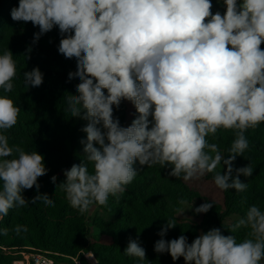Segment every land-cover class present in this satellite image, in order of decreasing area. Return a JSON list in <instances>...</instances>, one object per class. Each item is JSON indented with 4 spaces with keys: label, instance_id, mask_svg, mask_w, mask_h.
<instances>
[{
    "label": "clouds",
    "instance_id": "clouds-1",
    "mask_svg": "<svg viewBox=\"0 0 264 264\" xmlns=\"http://www.w3.org/2000/svg\"><path fill=\"white\" fill-rule=\"evenodd\" d=\"M222 2L223 14L212 13L211 0H19L11 9L13 21L38 26L33 43L58 28L59 54L76 59L68 81L78 77L80 83L65 100L72 118L88 122L81 128L84 159L63 170L61 183L55 175L51 182L80 214L106 205L109 196L119 200L138 174L137 162L169 167V176L184 181L215 172L223 162L227 171L215 172L216 187L247 190L239 176L251 177L252 165L235 169V178L232 173L236 157L249 148L245 132L264 123V0ZM16 76L17 62L7 49L0 54L4 93L12 91ZM23 79L26 88L39 87L44 74L34 67ZM122 101L131 102L137 113L127 127L114 116ZM20 111L0 95V220L30 203L54 206L39 192L38 178L49 171L44 156L9 144L6 133ZM220 129L235 134L227 159L208 140ZM34 186L37 195L29 201L22 192ZM212 206L205 202L194 211L207 213ZM175 226L174 219L162 226L156 253H168L173 261L183 257L185 264H264V210L257 205L229 228L247 230L240 242L219 228L191 243L185 235L165 240ZM123 252L141 264L146 260L138 238H129Z\"/></svg>",
    "mask_w": 264,
    "mask_h": 264
},
{
    "label": "trees",
    "instance_id": "trees-1",
    "mask_svg": "<svg viewBox=\"0 0 264 264\" xmlns=\"http://www.w3.org/2000/svg\"><path fill=\"white\" fill-rule=\"evenodd\" d=\"M18 3L19 0H0V54L9 49L17 62L12 91L4 93L0 89V95H7L21 108L17 124L6 135L10 145H19L27 152L37 151L44 156V164L49 171L38 178L39 192L52 198L54 206H45L42 201L30 203L27 207L10 210L0 220V229L9 230L7 235L0 234V264H13L23 253H45L57 264H75L74 259L88 264L83 256L88 251L95 254L98 264H141L138 258L126 256L123 252L129 238H138L140 246L145 249L143 264H185L183 257L173 261L170 254L154 251L155 242L161 238L158 232L167 219H174L176 226L168 230L165 240L180 235H185L188 240L195 239L200 233L219 228L223 235H235L238 242L242 241L247 230L242 228L231 233L230 226L243 217L251 205L264 210V123L245 132L249 148L233 162V178L235 169L252 165L251 177L239 176L248 184L247 190L222 191L218 188L220 197L206 199L205 202L213 206L204 213L198 225L180 223L176 209L182 210L184 204L192 203L201 195L193 192L183 179L169 176V167L160 168L159 165L148 167L137 162L134 167L138 174L119 200L109 196L106 205H93L111 215L112 220L96 215L90 226L86 213L80 214L70 206L56 184L65 179L64 169H70L84 159V146L80 141L86 139V133L81 128L88 122L72 118L66 111L65 100L68 93L76 94V85L80 83L78 77L68 81V73L77 70V62L75 58L66 59L59 54L61 36L58 28L54 27L33 43L34 33L39 32L38 26L11 18V9ZM211 3L213 14L217 11L224 13L223 2L211 0ZM261 49L264 50V43ZM34 67H39L44 74V82L39 87L26 88L23 73ZM136 115V109L129 101H122L119 109L114 108V116L124 127L129 126ZM234 138L232 130L220 129L208 140L216 143L227 159ZM218 166L222 167L223 173L227 171L223 162ZM215 172L206 173L212 182ZM53 175L57 177L56 184L51 182ZM22 195L31 201L37 195L35 186L24 190ZM181 200L185 203L181 204ZM17 226H24L27 231L17 234ZM92 227L99 231L104 242L90 239Z\"/></svg>",
    "mask_w": 264,
    "mask_h": 264
},
{
    "label": "rangeland",
    "instance_id": "rangeland-1",
    "mask_svg": "<svg viewBox=\"0 0 264 264\" xmlns=\"http://www.w3.org/2000/svg\"><path fill=\"white\" fill-rule=\"evenodd\" d=\"M215 170L216 172H221L223 174L222 167L217 166ZM186 184L190 187L193 192H198L201 195V198L193 200L192 203L184 204L182 208L184 212L181 215L178 214L177 218L178 221L182 224L191 226L198 225L202 222L204 213H195V208L205 203L206 199H218L220 197L219 189L216 187L214 182L207 178L206 174L199 178L188 180L186 181ZM96 215H100L105 220L113 219L111 215L104 213L103 211L99 210L96 206H92L90 207L89 211L86 212V217L90 226L92 225V220ZM90 239H97L98 241L104 242V240L100 237L99 231L94 227H92ZM193 240L194 239H189L188 242L191 243Z\"/></svg>",
    "mask_w": 264,
    "mask_h": 264
},
{
    "label": "built area",
    "instance_id": "built-area-1",
    "mask_svg": "<svg viewBox=\"0 0 264 264\" xmlns=\"http://www.w3.org/2000/svg\"><path fill=\"white\" fill-rule=\"evenodd\" d=\"M83 256L88 264H98V259L92 251L84 252ZM75 264H81L74 259ZM13 264H57L54 259L45 253H23Z\"/></svg>",
    "mask_w": 264,
    "mask_h": 264
},
{
    "label": "crops",
    "instance_id": "crops-1",
    "mask_svg": "<svg viewBox=\"0 0 264 264\" xmlns=\"http://www.w3.org/2000/svg\"><path fill=\"white\" fill-rule=\"evenodd\" d=\"M218 1V0H217ZM220 2H222V0H220Z\"/></svg>",
    "mask_w": 264,
    "mask_h": 264
}]
</instances>
